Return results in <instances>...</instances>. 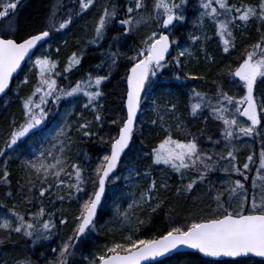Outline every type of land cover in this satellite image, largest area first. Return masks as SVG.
<instances>
[{
	"label": "snow or ice",
	"instance_id": "snow-or-ice-1",
	"mask_svg": "<svg viewBox=\"0 0 264 264\" xmlns=\"http://www.w3.org/2000/svg\"><path fill=\"white\" fill-rule=\"evenodd\" d=\"M20 3L9 0L0 7V95L11 91L13 76L26 61L35 83L25 75L17 84V89L30 83L32 87L24 96L17 92L22 116L11 121L0 146V190L5 199L14 200L18 194L24 205L20 211L13 203L8 214L0 216V245L14 234L32 248L52 240L69 227L65 203L75 202L69 233L48 254H41L43 264H76L78 253L81 264H163L160 258L179 253L182 247L210 258H264V0H196L187 46H181L175 34L189 20L191 0H55L44 27L24 36L18 35L11 20ZM93 13L90 34L78 41L83 46L67 57L63 69L50 51H39L50 36L64 33ZM237 33L249 41L239 54L235 53ZM212 40L222 54L233 57L225 82L239 94H230L224 83L215 80L214 93L191 88L186 94L189 115L218 124L216 133L206 135L201 130L196 135L175 115L179 99L159 104L149 90L159 86L160 76L169 69L174 70L175 80H203V75L184 69L201 57L205 63H216L207 47ZM90 47L101 50L99 62L75 82L61 85V78L68 80L67 74L79 71ZM121 61H126L122 114L111 118L115 134L104 140L95 130L103 127L106 118L104 86ZM146 98L156 114L148 122L163 135L151 146L141 141L129 158L138 132L143 134ZM62 101L72 104V109L53 125L49 117L60 112ZM97 137L108 150L92 161L81 145ZM202 138L210 148L202 146ZM244 138L252 145L241 161L240 145L248 146ZM14 161L23 173L16 194L11 190ZM141 161L149 163L141 167ZM120 168L124 172L117 174ZM121 177L132 182L130 202L126 208L114 203L111 218L101 223L109 199L107 185ZM198 188L204 192L196 199L207 201V211L201 207L198 216L173 219L154 236L138 234L144 224L138 210L147 207L155 213L165 202L162 193L190 198ZM110 224L119 228L110 229ZM102 230L126 234L85 254L81 245ZM14 264L35 261L25 255Z\"/></svg>",
	"mask_w": 264,
	"mask_h": 264
},
{
	"label": "trees",
	"instance_id": "trees-1",
	"mask_svg": "<svg viewBox=\"0 0 264 264\" xmlns=\"http://www.w3.org/2000/svg\"><path fill=\"white\" fill-rule=\"evenodd\" d=\"M54 3V0H22L20 5L15 11V14L12 15L11 20L14 25L18 28V35L24 36L29 32H35L44 27L46 19L49 15V8ZM196 3V0H191V6L189 8V20L186 24L180 26L176 31V38L178 42H184L189 44L188 41V33L192 30V19L194 16L193 8ZM29 4V6H28ZM26 6H28L26 8ZM95 16L92 14L90 16H85L83 19L77 20V22L73 23L70 26L69 30H66L64 33H58V36L61 35L60 42L57 45L54 44V41L57 39V36L53 34L50 37V40L47 42L48 49L46 51H50L54 58L60 61V69H63L66 59L65 57L71 55L73 51H77L78 47H82V43L78 44V41L82 42L87 34H90L91 24ZM149 29H145L148 31ZM116 30L114 29L109 33V36L113 35ZM237 47L235 50L236 54H239L243 51L244 46L249 43L247 39H243L240 37V34L237 33ZM67 42V43H65ZM130 43V42H129ZM208 51L215 55L216 63H205L203 58H200L199 63L196 61L191 62L185 69V72H193L197 74H201L204 76L203 80L199 81H186V80H175L174 79V70L169 69L164 71L160 76V80L158 82V87L153 91L149 90V95L151 99H153V93L160 87L167 88L168 94L171 93L169 98L167 99H179L180 103L178 105V110L175 115L179 116L184 123L186 124V130L191 131L193 134L199 135L200 131L203 130L205 134H214L217 131L218 124L211 120L208 121L207 124L204 123L203 118H192L189 115V111L187 108L188 96L186 95L189 90L193 87H196L198 90L208 93L215 92V86L212 81H219L224 83V88L226 91H229L230 94L236 93L239 94L238 90L234 87H231L225 81L228 80V77L224 75L227 71V65L231 62L233 57L225 56L220 52V49L217 47L216 41L212 40L207 45ZM59 48L58 56L65 54L64 57H58L56 53V49ZM100 51L96 48H88L87 52L84 55V59L80 66L79 71H73L72 73L67 74L68 76H72V82L78 80L87 70H89L92 66L97 64L100 60ZM126 61H121L119 67L113 70L111 79L106 82L104 86V91L106 92V99L102 101L104 103L105 108V121L102 128L95 129L98 131L99 137H103L104 140H107L110 135L115 134V126L110 123L111 118L121 115L120 108L122 107L121 98L126 90V83L124 81L126 67ZM29 67L24 68L21 74L16 78L11 91L2 99L0 105V146L3 144L2 137L7 134L9 131V125L13 119L19 120L22 116L21 113V103L20 99L17 96V92H19V96L26 95L32 87V83H35V76L28 72ZM25 75H29V78L32 83L28 86H22L17 89V84L24 78ZM66 86V85H65ZM261 90H264V85L261 86ZM151 99L146 98L145 103L143 105V119L144 123L142 124L143 134L140 135L139 132L137 137L135 138V143L132 146V152L128 153L129 158L133 157L138 149L141 147V141H143L144 145L151 146L153 143L157 142L160 136L163 133L160 131L158 126L151 125L148 121L156 118V114L153 111V108H148L151 105ZM163 102V103H164ZM162 103V104H163ZM55 109H53V112ZM84 115L91 119V114L87 111L84 112ZM207 115V113H205ZM53 116H50V120ZM167 119V118H166ZM169 123H172L169 120ZM246 141L245 147H241L242 151L239 154L240 160L243 161L247 154L250 151V145H252V141L249 138H244ZM202 146L206 148H210L211 144L203 141L202 138ZM260 147L259 139L256 140L255 148L258 150ZM82 152L87 153L88 157L91 158L92 161H95L98 157H101L105 152H107V146L102 144L99 141V138H94L91 141H85L82 145ZM18 162H13L10 166L11 175V190L14 194L17 193V180L23 175L21 170L17 166ZM149 163V161H141V167L144 164ZM162 167V166H161ZM120 172H124L123 168L118 170ZM127 173H124L126 175ZM219 175V174H217ZM217 175H213L212 179H217ZM127 181L121 177V179L117 180L115 183H110L107 185V193L109 199L107 201V206L103 213V218L101 223L104 220H108L111 218V213L113 210L114 203H120L126 197V191L123 189L126 186ZM173 187H175V177H173ZM162 197L165 202L157 212H151L150 208H145L143 211H137V215L141 220L144 221L143 225L139 226V235L144 237H150L156 235L159 231L165 230L169 224L173 221V219H184L188 218L191 215H199L200 208L205 207V211H207L206 204L207 201L201 203V201L197 200L196 197L202 195V193L195 192L192 197L185 198L184 196H176L173 192L162 193ZM0 203L4 206H0V216L4 215L5 211H8V208L12 206L13 203L18 205L17 210L22 211L24 205L21 203V198L18 194L15 195V199H5L3 195V191L0 190ZM64 207L68 209L69 212V227L64 228L59 235H54L52 240L45 242L43 245H38L35 248H32L31 245L24 244L23 240L18 235H13L12 240L5 243L4 245H0V263L5 264L9 262V264H14L16 259L22 258L25 255H31L32 259L35 261V264H43V259L41 254H48V250L52 247H56L60 243L61 237L66 236L71 228V214L76 212V204L73 202L71 206L65 203ZM110 229H118L119 225L110 224ZM126 233L121 231H113L108 232L107 230H102L99 235L93 234L90 239H88L84 244L81 245L84 253L87 254L89 250H92L97 245H102L112 239L121 240L122 236ZM3 233H0V238H2ZM195 255L192 253H182L178 255ZM171 259V258H170ZM210 264H219L218 262L205 260ZM247 261H253L256 264H264L256 259H247ZM76 264H81V258L79 253L76 256ZM165 264V261H163Z\"/></svg>",
	"mask_w": 264,
	"mask_h": 264
},
{
	"label": "rangeland",
	"instance_id": "rangeland-1",
	"mask_svg": "<svg viewBox=\"0 0 264 264\" xmlns=\"http://www.w3.org/2000/svg\"><path fill=\"white\" fill-rule=\"evenodd\" d=\"M65 2L68 3L69 0H65ZM93 15L96 16L95 13H93ZM55 36H58V34H55ZM58 43H62V42L57 41V39H56L54 41V44L57 45ZM179 44L181 46H187L188 45L187 43H184V42H179ZM47 49H48V47L45 48L43 51H46ZM61 56L64 57L65 54H63ZM67 57H68V55L65 57L66 60H67ZM29 68H30V65H29ZM28 72H29V69H28ZM169 96L170 95H168L167 88H162V87L158 88L153 93V99H156L157 100V103H159V104H162L166 98H169ZM148 108H150V109L153 108L152 103H151L150 106H148ZM66 109L71 110L72 109V104H70L68 102H65V101H62L61 106H60V112L58 114H55V115H50V116H53V118L51 120H50V117H49V120L52 122L53 125L56 122L59 121L60 115H62L63 112ZM240 146L241 147H245V145H240ZM131 183H132L131 181H127L126 186L123 189V191H126V197H125V199L120 202L121 207H123V208H126L127 207V202H130V200L128 199V193L131 192V191H134V189H132L131 187H129V185ZM141 183H145V182L144 181H141ZM196 192L203 194L204 188H198L196 190ZM6 214H8V211H5L4 212V215H6ZM164 261H165V264H210L209 262H206L205 259L199 257L198 255L195 256V255H189V254H185V255H178L177 254V255H174L173 257H171V259L168 258V259H166ZM6 264H9V262H7ZM219 264H256V263L253 262V261H247V259H238V260H235V261L222 262V263H219Z\"/></svg>",
	"mask_w": 264,
	"mask_h": 264
},
{
	"label": "water",
	"instance_id": "water-1",
	"mask_svg": "<svg viewBox=\"0 0 264 264\" xmlns=\"http://www.w3.org/2000/svg\"><path fill=\"white\" fill-rule=\"evenodd\" d=\"M26 62H27V61H26ZM26 62H25V64H26ZM25 64H24V65H25ZM23 67H24V66H23ZM23 67H22V68H23ZM20 71H21V70H18L17 73L14 74V76H13V80H12V82H11L10 87H12L13 82H14L15 78L19 75ZM4 96H5V95H0V102H1V100L3 99ZM180 252H194V253H196L195 250L187 249V248H184V247H182V248L179 250V253H180ZM174 254H177V253H174ZM174 254H172L171 256H173ZM197 254H199V253H197ZM199 255H201L202 257H204L202 254H199ZM171 256H169V257H171ZM250 257L257 258V259H260V260H264V258L255 257V256H251V255L248 256V257H237V258H230V257H221V258H210V257H204V258H208V259H212V260H218V261H220V260H225V259H238V258H250ZM166 258H168V257H166ZM166 258H160V259H161V260H164V259H166Z\"/></svg>",
	"mask_w": 264,
	"mask_h": 264
},
{
	"label": "bare ground",
	"instance_id": "bare-ground-1",
	"mask_svg": "<svg viewBox=\"0 0 264 264\" xmlns=\"http://www.w3.org/2000/svg\"><path fill=\"white\" fill-rule=\"evenodd\" d=\"M54 2H55V0H54ZM28 6H29V4H28ZM28 6H26V8H27ZM50 8H51V7H50ZM50 8H49V12H50ZM60 40H62V39H61V35L57 36V41H60Z\"/></svg>",
	"mask_w": 264,
	"mask_h": 264
},
{
	"label": "flooded vegetation",
	"instance_id": "flooded-vegetation-1",
	"mask_svg": "<svg viewBox=\"0 0 264 264\" xmlns=\"http://www.w3.org/2000/svg\"><path fill=\"white\" fill-rule=\"evenodd\" d=\"M58 56V55H57ZM59 58L61 57V56H58ZM75 71V70H74ZM69 77V79H71L72 78V76H68Z\"/></svg>",
	"mask_w": 264,
	"mask_h": 264
}]
</instances>
